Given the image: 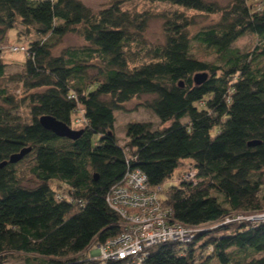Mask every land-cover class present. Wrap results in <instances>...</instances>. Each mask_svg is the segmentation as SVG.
I'll list each match as a JSON object with an SVG mask.
<instances>
[{
	"label": "trees",
	"instance_id": "trees-1",
	"mask_svg": "<svg viewBox=\"0 0 264 264\" xmlns=\"http://www.w3.org/2000/svg\"><path fill=\"white\" fill-rule=\"evenodd\" d=\"M108 1L93 11L81 0H0V42L17 25L36 34L20 71L8 76L0 59V164L6 161L0 166V257L20 252L33 256L27 264L120 263L79 254L123 231L107 198L126 172L140 169L150 186L164 185L160 199L174 219L217 223L185 248L173 242L150 248L144 264H194L196 248L209 253L203 264L214 258L264 264V222H223L237 212L264 211V0H149L218 17L192 33L197 14L162 12L159 44L145 39L154 13ZM70 33L84 44L55 54ZM246 33L256 36L254 47H234ZM193 42L212 50L214 59L195 57ZM197 73L207 78L197 84ZM142 95H152L143 106L160 126L130 122L120 146L114 112ZM23 105L29 122L18 113ZM43 115L71 128L78 116L74 130L81 133L57 136L42 126ZM23 148L30 151L22 159L32 156V186L18 179L22 159L8 162ZM183 160L191 161L195 180L176 183Z\"/></svg>",
	"mask_w": 264,
	"mask_h": 264
},
{
	"label": "rangeland",
	"instance_id": "rangeland-1",
	"mask_svg": "<svg viewBox=\"0 0 264 264\" xmlns=\"http://www.w3.org/2000/svg\"><path fill=\"white\" fill-rule=\"evenodd\" d=\"M85 5L91 8L93 11H97L104 7L109 1L108 0H81ZM224 5L228 0H214ZM124 9L137 10V11H145L150 10L154 13V17H152L149 21L148 27L145 31V39L152 44L162 43L165 39L163 32V18L159 16L162 12H172L175 10H183L188 15L197 14L196 25L191 28V32H195L200 26L207 24L216 20L218 17L214 15H199L195 11L185 10L181 7L171 5L166 2H150L149 0H125L122 6ZM36 38V34L34 32H27L26 28L17 25L16 28L11 29L7 32L4 38L0 42V59L3 63L6 64L5 70L6 74L9 76L14 72H18L22 69L23 63L26 58V54L22 52H18L13 50V46H27L33 39ZM257 38L255 35L251 33H246L241 36L236 42H234L233 46L237 47L240 50H247L254 47ZM83 39L76 34H67L65 35L60 43L55 46L54 53L58 54L62 49L66 47L72 46H81L83 45ZM192 54L201 60L212 61L214 59V54L212 50L203 47L200 44L192 43ZM3 83L8 86V88L19 95L22 93V89L19 84L11 83L3 80ZM152 98V95H142L139 98H133L130 101L124 103L122 108L116 110L114 112L115 122L114 129L115 134L120 146H123L127 141L125 136L126 125L130 122H145L150 121L153 123L154 128L160 126L158 118L154 115V113L143 106V104ZM18 113L22 116L23 120L30 121L29 109L26 105H23ZM81 123V119L76 116L73 117L72 128L75 129ZM32 156H27L25 159H22L20 162L16 163V171L18 174V179L20 180L22 185L32 186L35 184V180L33 176L30 174V167L32 166ZM191 161L183 160L180 162L175 176L183 177L184 179H195V174H193L191 168ZM166 186V185H165ZM247 213V212H242ZM251 213V212H249ZM217 223H205L199 226V232L212 231L216 228ZM204 240V239H202ZM95 241H93L85 251L79 254L80 257H86L89 252L96 247ZM208 251L202 252L201 249L196 248L195 252V263L194 264H203L204 259ZM30 257L33 258L32 255L13 252L10 254L2 255L0 259L3 260V264H27V260L25 258ZM207 264H220L217 259L210 260Z\"/></svg>",
	"mask_w": 264,
	"mask_h": 264
},
{
	"label": "built area",
	"instance_id": "built-area-1",
	"mask_svg": "<svg viewBox=\"0 0 264 264\" xmlns=\"http://www.w3.org/2000/svg\"><path fill=\"white\" fill-rule=\"evenodd\" d=\"M12 48L18 52H27L23 45ZM192 171L196 173L194 169ZM181 179L184 178L179 177L175 182ZM163 192L164 185L150 186L140 169L126 172L123 180L111 189L107 198L110 207L120 216V224L124 229L116 238L97 243L89 256L102 263L118 261L120 263L117 264H144V258L154 246L173 242L185 248L191 243L199 226L186 225L174 219L171 208L160 199ZM233 221L264 222V211L237 212L223 218V222Z\"/></svg>",
	"mask_w": 264,
	"mask_h": 264
},
{
	"label": "water",
	"instance_id": "water-1",
	"mask_svg": "<svg viewBox=\"0 0 264 264\" xmlns=\"http://www.w3.org/2000/svg\"><path fill=\"white\" fill-rule=\"evenodd\" d=\"M207 78L206 73H197L194 76L195 83L199 84L203 82ZM42 126L50 131H52L54 134L60 137H66L70 139L76 138L80 133L81 130H74L67 124L60 122L56 120L55 118L49 116V115H43L39 119ZM256 142H250L249 145H254ZM30 151V148H23L19 152L12 154L8 162L15 163L22 159L28 152ZM6 161H3L0 166L5 165Z\"/></svg>",
	"mask_w": 264,
	"mask_h": 264
}]
</instances>
